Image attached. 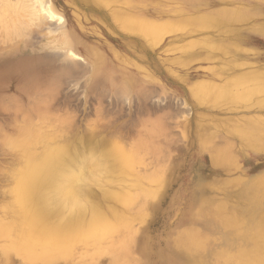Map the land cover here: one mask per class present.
<instances>
[{"label":"bare ground","instance_id":"obj_1","mask_svg":"<svg viewBox=\"0 0 264 264\" xmlns=\"http://www.w3.org/2000/svg\"><path fill=\"white\" fill-rule=\"evenodd\" d=\"M1 2L7 7L9 12L7 14L11 18L8 27L5 28L6 24L2 25L5 28V30L3 29L4 32H8V34L7 32L4 33L3 42L5 34L6 37L8 35L12 37L14 34L16 40L15 37L18 34L20 35L23 28H27L26 31L31 32L41 27L44 20L53 19L58 28L55 33L53 31L52 40L55 45H53L54 43L52 45L61 48L67 57L72 58L69 60L57 59L47 57L45 53H38L37 55L30 53L31 56L28 55V59L22 60V63L18 60L17 65L13 62V66L10 64L12 55L10 54L11 56L8 57L7 55H1L3 52L0 53V82L8 80L7 86H4V89H8L6 91L0 89V115L1 112H7L4 117H27L25 119L27 125H22L18 136L16 135L17 137H9L6 134L3 136L5 138V145H3L6 147L10 144L18 146L20 151L18 158H21L19 167L15 171L9 174V170L7 171L8 175L4 173V176H1L4 181H8V184L6 183L5 189L3 188L4 191H2L6 201H4L5 203L2 202L3 206L0 204V211L5 212L7 215L10 214V217L7 216L8 218L4 217L5 220H9L15 215L13 220L10 219V222L0 221V235L5 239L2 253L6 256L9 251H15L27 264H35L37 261L50 262L59 258H63L65 264H88L83 257L80 258V261L74 260L79 248L85 251V257L87 258L93 257L106 249L114 252L119 250L113 260L115 263L123 262L128 255L132 233L131 225L134 224L129 226L130 223L128 224V222L133 220H130L131 218L129 221L127 220L128 222L122 220L121 217L124 216L125 209L123 212L122 208H116V205L114 206L112 202H117V205H119L118 203L123 204L124 208L129 207L130 213H136L132 209L134 206L132 203L141 198L144 201L146 195L155 194L154 189L141 192L135 190L141 183L138 184V180L129 181L125 179L126 174L131 169L132 171L136 170L135 173L137 172L136 175L138 174V176L142 173V171L140 172L142 156L139 152L147 149L148 143L145 144L144 139L138 140L133 145L131 144L132 147L127 149L113 140L108 141L105 147L101 149L99 158H96L93 155L101 142L97 144L92 141V137H89L90 139H86L87 141L83 145L80 146L79 144V147H71L68 144L69 142L60 141L62 140L60 136L54 134V130H52L54 127L49 130H45L43 125L39 124L35 127L30 123L29 117H48L45 111H50L53 106L56 107V104H54L56 88L61 83H69L68 79L71 77H77L81 73L83 75L85 72L88 73L85 80H91V82L89 81L90 84L93 81L94 84L102 87L109 85L115 88L113 93L125 95L129 86H132L139 79L137 76L139 73L137 63L135 64L134 60L127 58L129 52H134L131 53L132 56L136 54L128 46L127 40L137 41V39H143L151 47V45H157L166 36H169V38L175 36V39L176 37L177 39L184 38L185 28L191 26H187V23L197 26V28L198 26L205 27L208 24L211 27L215 25L230 26L231 23L240 22L241 19L247 16H261L264 18V0H233L232 4H223L222 0H1ZM6 17L4 15L3 18L6 19ZM1 20L0 24H2ZM263 27L264 23H261L254 28V36L258 38L253 39L257 41L260 39L261 43L264 42ZM50 29L49 31L52 32ZM249 38L244 39L251 42ZM17 40L18 43L21 42V40ZM27 42L25 40L24 45H27ZM10 46L13 45L6 48H10ZM21 46L23 45L21 44ZM75 57H81L86 61L85 65L82 64L85 67L83 72L76 71V68H82V65L73 59ZM250 73L257 74L252 71ZM257 75L255 76L258 77ZM254 78L250 79L248 84H251ZM240 79L241 77L238 75L226 81H237V87H240L243 83L246 86L249 78L246 82L242 80V84L239 83ZM255 79L252 84L256 83ZM261 79L264 83V79L260 77L259 80L258 77L259 82L262 84ZM258 80L256 79L257 82ZM206 82L208 81L206 80ZM215 84L212 83L207 86L202 81V84L198 82V86H194V84V89L191 88V90H194V94L203 93V89L204 93L209 91L213 93L218 88L215 87L217 85ZM230 89L223 91L219 88L222 93L225 92L223 94L225 96L232 94L233 91ZM249 89L251 88L248 87L247 90L249 91ZM237 92L241 93L242 91ZM96 93V95H99L98 92ZM211 94L207 95L210 97ZM199 96L202 97L204 94ZM239 96L241 95L239 94ZM246 96L243 97L246 98ZM253 103L255 102L253 101ZM263 126L258 122L246 121L240 127L238 125L232 127L231 132L234 131L239 136L240 143L242 142L245 146L257 147L255 138H264ZM58 137L59 140L55 141ZM208 138L207 136L203 142ZM253 140L255 144H253ZM152 144H150L151 147ZM218 145L216 147L213 143V146H209L212 163H218L227 156L224 152L225 147L221 145L222 148H218ZM232 158L234 159V157ZM223 162L225 160L218 164L222 165ZM137 165L139 170L136 168ZM144 168L146 169V167ZM149 172L151 173L145 174L143 172L144 177L156 183V185L160 184V176L164 173L163 169H159L156 173ZM128 174L127 176L130 177V173ZM251 181L254 207L251 213L244 218L231 214L235 212L227 211L226 214L229 212L230 215L227 214L228 219L223 220L221 215L224 214L223 212L226 209H223L224 211L220 210L222 206H219L222 201L215 202L217 200H213L215 204L213 201H209L211 204L213 203L212 206H215L214 209L216 210L209 214L206 213V209L203 213L205 206H210L209 202L206 201V203L208 202L207 205L202 206L197 194H192L189 225H194L192 222L206 213L211 218H215L214 220H216L215 222L218 223L219 227H213L208 232L203 228H198L199 230L196 228L198 231L194 232L188 228L189 226L174 231L171 236V246L174 248V252L180 254L167 253V256L174 257L173 263L264 264V199L258 197V194L264 192V174L256 175L251 178ZM106 184L107 186L104 187ZM124 184L129 188H124ZM234 185L236 186L237 183ZM93 186L96 188L99 186L101 190L94 191L95 187L92 188ZM115 186L120 188L116 187L117 189H114ZM0 188L2 189V187ZM245 188L247 189V187ZM246 192L244 195H246ZM5 194L8 195V198ZM208 197L211 196L207 195L204 198L208 199ZM100 200H103L101 201L103 204L99 202ZM239 202L240 200L237 203ZM138 203L140 204V201ZM234 203L237 204L236 201ZM260 204L262 208H260ZM217 206L218 208H216ZM105 209L110 213L109 215H106ZM232 211H234V208ZM144 213L143 208L140 216H143Z\"/></svg>","mask_w":264,"mask_h":264},{"label":"rangeland","instance_id":"obj_2","mask_svg":"<svg viewBox=\"0 0 264 264\" xmlns=\"http://www.w3.org/2000/svg\"><path fill=\"white\" fill-rule=\"evenodd\" d=\"M222 2L223 4H232L233 0H222ZM5 9L7 10V7L0 0V13L2 12L0 14V20L2 19V24H0V46L3 47L2 49L0 47V53L3 52L1 55H7L8 57L12 55L10 57V64L13 66L14 64L17 65L18 60L22 63V60H26L28 55L31 56L30 53H34L35 55L45 53L50 58L72 59L71 57H67L61 48L53 47L55 42L52 40V37L58 28L56 27L57 23L53 19L44 20L41 23V27L34 28L35 30L31 32L26 31L27 28L24 29L23 26L25 27V25H23V30H21L20 35L18 34L19 36L17 35L15 37L16 40L19 39L22 43H18V40L16 41L14 39V34L12 37L9 35L6 37L5 34L3 42L2 37L7 32H4V30L11 22L10 15L7 14L8 10L6 11ZM4 15L8 18H3ZM251 17L247 16L245 17L246 20L245 18L241 19V21L245 20L244 22L241 23L239 20L240 22H234L236 25L231 23L230 26L215 25L211 27L208 24L205 27L198 26L197 28V26L187 23V26H191L185 28L184 38L177 39L176 37L175 39V36H170L171 38L166 36L157 45L154 44L151 47L143 39H137V41L127 40L128 46L136 52L134 56H132L134 52L127 53V58L134 60L139 69L137 75L139 79L132 86H129L127 89L128 93L118 95V93H113L115 88L109 85L102 87L94 84L93 81L90 84L91 80H85V76L88 74L85 72L83 75L81 73L77 77H71L68 79L69 83H61L56 88L54 99L56 107L53 106L50 108V111H45L48 117H29L30 123L35 127L39 124L41 126L43 125L45 130H49L56 126L55 129H52L54 130V134L56 133L60 136L62 139L60 141L65 143L69 142L68 144L71 147H79V144L80 146L83 145L87 141L86 139H90L91 137L93 139L92 141L97 144L101 142L93 155L96 158H99L101 149L105 147L108 141L111 142L113 140L127 149L132 147L138 140L144 139L143 142L145 144L148 143V148L146 147L147 149L140 150L141 152H139L142 156L140 163L142 169H140V172L142 171V173L138 172L140 173L138 176V174L136 175L137 172L135 173L136 170H133V172L131 169L128 172L130 173V177L127 176L129 175L127 173L125 179L129 181L138 180V184L141 183L138 185L139 188L137 186L135 190L141 192L154 189L155 194L146 195L144 201L143 198L136 199L135 203L137 204L132 203L134 206L133 208L131 206L136 213L134 211V213H130L131 210L128 209L129 207L124 208L123 204L120 205L118 203L119 205H117V202H112L114 206L116 205V208H122L121 210L123 212L125 209L124 216L127 217L122 216V220L128 222L130 218V220L133 219L132 222H128V224L130 223L129 226L131 224L134 225H131V242L129 243L127 258L123 262L115 263L113 258L119 253V250L114 252L107 251L106 249L93 257L87 258L85 257V251L79 248V252L75 254V261H80V258L83 257L85 258L84 260H87L88 264H177L173 263L174 257L167 256V253H173V255L174 253L175 255L180 254L174 252V248L171 246V236L174 231L189 226L188 228L194 232L198 228H203L208 232L213 227H219L214 217L211 218V216L206 215V213L210 214L216 210L214 209L215 206H212L213 203H210L211 201H222L219 206H222L220 210L224 211L226 209L223 212L226 216L224 214L221 215L223 216V220L225 218L228 219L227 214L230 215V211L235 212L231 214H235V216H240L241 218L247 217L251 213L254 207L251 178L264 174V138H255L257 147H247L242 142L240 143V138L234 131L231 132L233 130L232 127L235 125L240 127L246 121L258 122L261 126L264 125V83L262 79L263 85L259 82L260 77L264 79V42L261 43L260 39L258 41L253 39L258 38L254 36L255 26L264 23V18L261 16ZM5 24L6 26L4 28L3 26ZM21 37L23 38L21 39ZM246 37H250L251 42L246 41L244 39ZM25 40L28 41L27 45H24ZM7 41L8 43H6ZM9 45L13 46L6 48ZM73 59L78 61L79 64L81 63L82 65L84 63L83 65H85L86 61L81 57H75ZM83 65V69L78 67L76 71L83 72L85 68ZM246 71L248 72L246 73ZM251 71L262 74H253L250 73ZM234 74L241 77L239 80L241 84L243 83L242 80L246 82L249 78L248 82H246L247 85L246 83L245 85L252 90L249 89L248 91V87L244 86V83L242 84L243 86L240 84L241 86L237 87V81H226L227 79L235 78L236 76ZM232 75L234 76L232 77ZM245 75L247 78L244 77ZM255 75L259 77V80ZM253 77L259 83L254 78L256 83L254 82L255 84H252L253 79L252 83L248 84ZM225 78L227 79L225 80ZM7 81L3 80V82H0V87L2 86L4 89V86L6 87L8 84ZM202 81L207 86H210L212 83L217 84H215V87L218 88H216L217 90L214 88V95L211 91L204 93V89L202 90L203 93L194 94L195 92L191 88L194 89V86H198V82L202 84ZM219 83L220 85H218ZM227 85H230L232 88L230 89V86ZM2 88H0L2 91L8 89L3 90ZM219 88L223 91L229 88L233 92L231 95L225 96L223 95L225 92L222 93ZM237 91L242 92L238 93ZM96 92L99 95H96ZM203 94L204 96L198 97V95ZM207 94H211L210 97ZM243 96H246V98ZM6 113L1 112L0 115V129H2L0 130V187H2V189L0 188V204L2 206L5 203L4 201H6L2 191H4V187H6V183L8 182L4 181L2 177L9 170V174L15 171L19 167V160L21 158H18V154H20L18 146H14L13 144L7 147L4 146L5 138L3 136L6 134L9 137L15 138L18 136L22 125H27L25 120L27 117H4ZM62 123L64 124L62 125ZM207 136L209 138L203 142ZM57 139L59 140V137L55 141ZM255 141L253 140V144H255ZM213 143L214 146L219 143L218 148L225 147L223 149L228 157L225 156L223 159L225 160L222 163V165L225 164L223 167L221 164H218L223 160L218 163H212L209 146H213ZM150 144H152V147ZM225 144L228 146L227 148ZM228 152H230L229 154L231 156ZM138 165L136 167L137 169ZM159 169H163L164 171L160 176L161 185L159 183L156 185V183L144 177L145 174L151 173L149 171L156 173ZM232 183H237V185L233 186ZM125 185H123L124 188H129ZM106 186L107 184L104 187ZM116 187L120 188L115 186L114 189H117ZM245 187L247 189L249 187V189L247 190ZM97 188L95 187L93 190H101L99 186ZM245 192L246 195H244ZM193 193L197 194L202 206L207 205L209 201L210 206H205L206 208L203 210V213L206 209L207 212L205 213L206 216L204 215L205 217L202 215L204 218L201 216V218H198L199 220L196 219L192 222L194 225H189L191 221V196ZM233 194L234 198L232 197ZM5 195L8 198V195ZM207 195L211 197H208V199L204 198ZM216 195L218 196L216 197ZM258 197H262L263 200L264 192L258 194ZM239 200L240 202L237 203ZM101 201L103 200L99 202ZM137 201H140V204ZM206 201L208 202L206 203ZM235 201L237 204L234 203ZM101 204L103 203L101 202ZM143 208L145 213L143 216H140ZM233 208L234 211H232ZM260 208H262V205ZM227 211L229 212L226 214ZM105 212L106 215L110 214L106 209ZM3 213L5 212L0 213L3 216L0 218V221H4V217L6 218L8 215L10 217L9 213L8 215L6 213L3 215ZM14 217L15 215L10 219L13 220ZM10 219H6L5 221L10 222ZM4 243L5 239L0 235V264H27L15 251L11 250L5 256L2 253ZM105 243L107 244V242ZM64 262L65 260L63 258H59L50 262L37 261L35 264H65Z\"/></svg>","mask_w":264,"mask_h":264}]
</instances>
